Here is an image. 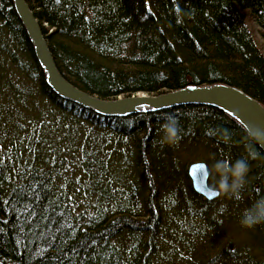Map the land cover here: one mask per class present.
<instances>
[{
	"label": "trees",
	"instance_id": "16d2710c",
	"mask_svg": "<svg viewBox=\"0 0 264 264\" xmlns=\"http://www.w3.org/2000/svg\"><path fill=\"white\" fill-rule=\"evenodd\" d=\"M25 1L58 71L84 92L110 99L222 83L264 106V53L251 31L254 22L264 38V0ZM0 32L23 58V64L12 59L16 70L64 116L94 132L97 151H107L118 163L117 170L131 173L138 184L135 194L125 185L116 193L115 199L126 206L117 207L113 201L108 208L95 206L87 215L72 208L73 196L67 187L57 186L46 164L12 177L7 163H0V264H153L158 234L166 230L161 221L168 210L172 214L167 207L170 196L193 197L215 212L213 200L196 194L187 176L185 159L195 156L199 145L215 161L246 160L249 172L240 193L252 202L264 197L263 154L222 111L184 105L125 117L100 116L59 98L46 86L11 0H0ZM168 115L175 116L181 128L178 146L158 143ZM96 155L91 156L95 165ZM247 198L236 206V214L230 213L235 220L229 221L237 238L248 237L246 248L237 253L224 248V263L216 257L202 263L264 264V223L241 225L244 210L253 204ZM141 199V208L128 203ZM206 219L207 225L213 217L203 214L200 220ZM170 229L166 237L176 242V232ZM122 235L131 242L126 250L117 245Z\"/></svg>",
	"mask_w": 264,
	"mask_h": 264
},
{
	"label": "rangeland",
	"instance_id": "374dc122",
	"mask_svg": "<svg viewBox=\"0 0 264 264\" xmlns=\"http://www.w3.org/2000/svg\"><path fill=\"white\" fill-rule=\"evenodd\" d=\"M247 25L251 26L249 19ZM251 31L264 53V38L260 36L254 22ZM5 34L0 32V163H7L12 177L28 171L32 166L43 167L46 164L48 169H53L57 186L61 189L65 186L70 191L73 196L71 206L78 212L89 215L92 208L96 209L95 206H99V209L108 208L113 201L119 203L117 207L126 206V202L115 199L116 193L122 191L125 185L131 187V193L135 194L137 180L131 177V173L125 174L117 170L118 163L111 161L107 151H97L93 142L94 132H90L84 123L64 116L46 98L39 95L36 85L25 78L23 72L16 70L12 59H18L22 64L24 61L16 53L15 46L8 44V36ZM200 146L196 147L195 156L185 159L186 168L197 161L212 168L216 162L209 154L205 155ZM92 155L98 158L96 165L91 162ZM217 179L213 172L212 177L207 179L208 187L214 185ZM180 183L185 190L187 186L183 178ZM242 194H239L240 199L231 195L217 196L212 201L215 212H208L209 209L203 204H199V207L192 200L193 197L169 195L167 207L172 214L168 215V210L167 216L164 215V220L161 221L166 230L163 234L160 230L158 234L159 251L153 256V264H204L203 261L207 262L215 257L224 263L225 259H221L224 248H230L231 253L246 248L248 237L239 235L237 238L229 223L230 220H235L230 213L236 214V206L244 204L249 197ZM247 201L253 203L250 198ZM128 203L134 209L141 208L143 200ZM128 208L130 210L132 207ZM163 209L166 211V206ZM203 214L207 218L213 217L207 225V219L204 223L200 220ZM171 227L170 231L176 232V242L166 237ZM117 245L121 250L128 249L131 245L129 237L122 235L118 238Z\"/></svg>",
	"mask_w": 264,
	"mask_h": 264
},
{
	"label": "water",
	"instance_id": "95a60500",
	"mask_svg": "<svg viewBox=\"0 0 264 264\" xmlns=\"http://www.w3.org/2000/svg\"><path fill=\"white\" fill-rule=\"evenodd\" d=\"M11 3L43 72L46 86L59 98L104 117H125L184 105L211 106L235 120L248 135L249 132H259L258 138L255 135L249 136L255 141L264 158V106L239 88L222 83L188 84L157 95L136 94L110 99L99 98L78 89L60 74L41 26L26 1L11 0ZM202 166L206 164L201 161L189 164L187 176L193 191L211 201L217 196L211 195L207 180L201 182Z\"/></svg>",
	"mask_w": 264,
	"mask_h": 264
},
{
	"label": "clouds",
	"instance_id": "9594fccd",
	"mask_svg": "<svg viewBox=\"0 0 264 264\" xmlns=\"http://www.w3.org/2000/svg\"><path fill=\"white\" fill-rule=\"evenodd\" d=\"M163 136L158 142L161 146H178L181 140V128L175 116L165 117V123L162 125ZM249 135L259 137V132ZM215 172L218 179L216 183L209 187L212 196L231 195L240 199V192L244 188L246 177L249 172V165L244 159L235 161L217 160L212 168L202 166L201 182H205L212 177ZM264 223V197L253 202L251 207L244 210L241 218V225L246 228H253L258 224Z\"/></svg>",
	"mask_w": 264,
	"mask_h": 264
},
{
	"label": "bare ground",
	"instance_id": "6f19581e",
	"mask_svg": "<svg viewBox=\"0 0 264 264\" xmlns=\"http://www.w3.org/2000/svg\"><path fill=\"white\" fill-rule=\"evenodd\" d=\"M258 28V27H257ZM206 200V199H205ZM206 201H208V200H206Z\"/></svg>",
	"mask_w": 264,
	"mask_h": 264
}]
</instances>
